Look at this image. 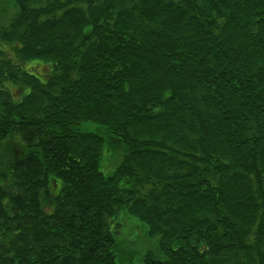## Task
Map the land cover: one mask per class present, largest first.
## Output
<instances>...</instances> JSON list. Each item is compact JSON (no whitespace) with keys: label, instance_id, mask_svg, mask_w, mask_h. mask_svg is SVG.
<instances>
[{"label":"trees","instance_id":"1","mask_svg":"<svg viewBox=\"0 0 264 264\" xmlns=\"http://www.w3.org/2000/svg\"><path fill=\"white\" fill-rule=\"evenodd\" d=\"M9 3L0 264H264V0Z\"/></svg>","mask_w":264,"mask_h":264},{"label":"rangeland","instance_id":"2","mask_svg":"<svg viewBox=\"0 0 264 264\" xmlns=\"http://www.w3.org/2000/svg\"><path fill=\"white\" fill-rule=\"evenodd\" d=\"M9 0H6V2H0V7L3 8L5 5H9ZM33 62H37V60H31V61H28L27 64H26V67H29V65ZM36 65L41 68V70H44L46 71L48 66L44 63V62H41V63H36ZM45 74L42 73V77H44ZM83 128L84 129H88L90 131H94V132H97V133H100L102 135H104L105 137H109L108 135V132L102 128L101 125L95 123V122H85L83 124ZM109 149H107V146L105 147V154L103 156V160H102V163H101V169L105 172V173H110L112 172L116 165L118 164L117 163V156H118V153H119V149L118 147H115L114 149L113 148H110L108 147ZM130 220H133L135 222L138 223V221L135 219V218H129ZM132 225H134L132 223ZM128 234L130 236H134V239H139L142 243L146 242V241H143L142 240V236H141V233L140 232H135V228L131 227L128 229ZM140 234V235H139ZM147 247H150V246H147ZM146 247V248H147ZM139 250V247L137 248ZM140 251V250H139Z\"/></svg>","mask_w":264,"mask_h":264}]
</instances>
